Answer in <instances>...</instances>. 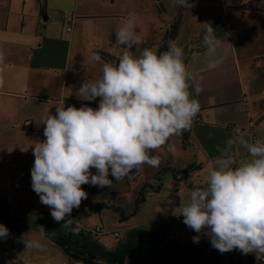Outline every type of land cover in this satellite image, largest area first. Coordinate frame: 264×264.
Returning <instances> with one entry per match:
<instances>
[{
  "label": "crops",
  "instance_id": "crops-1",
  "mask_svg": "<svg viewBox=\"0 0 264 264\" xmlns=\"http://www.w3.org/2000/svg\"><path fill=\"white\" fill-rule=\"evenodd\" d=\"M168 3L175 6L172 13L166 8ZM189 3L194 6L186 9L177 6L175 0H0V54L4 56L0 62V81H3L0 84V154L8 159L7 175L11 182L7 195L0 192V206L6 209L0 213V220L5 214L12 217L9 205L15 203V199L6 204L7 196L25 195L32 189L31 172L29 175L25 172L23 159L28 158L33 167V147L46 139L45 125L41 124L44 113L49 110L55 115V107L61 101L65 108H80L85 104L98 106V98L85 101L77 93L86 79H99L102 74L100 64L87 65L84 57L96 50L104 61L118 64L124 49L116 45L115 31L130 13L135 16L136 34L143 41L140 48L147 47L158 53L165 33L180 13L173 41L183 49L184 62L191 73L190 99L195 98L200 103V112L189 130L187 147L183 149L176 136L169 140L174 145L173 152L153 150L151 153L161 156L159 167H153L157 172L200 165V170L187 179L171 180L176 187L183 182L184 186H179L170 196L177 198L175 193L185 187L187 181L191 189L204 186L216 159L229 148V140L233 141L229 150L237 165L251 159L247 149L239 144L235 130L243 132L249 143L264 139V0H189ZM65 13L74 17L73 28L68 34L64 30ZM233 20L238 22L233 23ZM206 24H211L221 41L212 57L202 42ZM132 51H136L135 46ZM216 59L221 63L210 68V61ZM196 87L202 89L198 94L194 91ZM13 169L25 173L18 189L12 186ZM166 174L160 191L150 193L147 198L162 195ZM154 184L155 180L144 185ZM191 189L186 192L190 193ZM147 198L134 216L125 215L120 219V226L112 229L119 232V239L114 242L107 237L101 244L95 242L90 228L100 226L104 229L101 223L86 227L90 248H85L101 259L99 249L127 254L132 243L157 236L163 248L152 246L148 260L143 261L140 256L136 264H264L261 261L264 254H242L238 249L221 254L211 246L208 236L188 228L183 216L179 215L180 204L189 202L183 196L165 202L162 208L159 202L152 208L151 217L130 222L142 215ZM103 203L96 201L97 212H101ZM88 209L90 212L92 205ZM36 211L38 214L34 216L14 218L22 224L0 222L11 229L7 238L0 237V257L5 259L4 264H83L68 261L55 245L57 239L64 237H58L55 228H51L55 237L50 238L45 229L42 233V224L46 223L49 228V223L43 219H53L50 210L37 206ZM40 216L44 218L36 220ZM72 217L75 221L77 215L73 213ZM166 221L169 226L160 227ZM65 223L71 224L72 232L77 235L76 238L70 235L69 243L83 246L85 233L75 222L68 219ZM153 224L155 227L151 226ZM122 231L127 236L125 243ZM171 234L185 243L164 246L162 237ZM196 235H201L198 244L192 239Z\"/></svg>",
  "mask_w": 264,
  "mask_h": 264
},
{
  "label": "clouds",
  "instance_id": "clouds-1",
  "mask_svg": "<svg viewBox=\"0 0 264 264\" xmlns=\"http://www.w3.org/2000/svg\"><path fill=\"white\" fill-rule=\"evenodd\" d=\"M175 4L186 9L194 6L189 0H175ZM206 25L202 42L212 57L221 41L211 24ZM115 34L116 45L124 49L118 64L104 61L96 50L84 57L87 65L100 64L102 75L86 79L77 93L85 101L99 97L98 108L86 104L65 108L61 101L55 115L47 110L41 117L46 139L33 147L31 187L58 223L68 220L87 198L82 185L112 187L109 174L117 181L144 164L159 167L161 156L152 151L173 152L170 137L190 130L200 112L199 101L190 99L191 73L175 41L159 53L141 49L143 41L136 34L131 13ZM219 63V59L212 60L209 67ZM194 91L198 94L202 89ZM235 131L251 159L237 165L229 140V148L216 159L205 185L193 187L189 202L180 204L179 215L188 228L208 236L221 254L234 249L242 254H264V139L249 143L243 132ZM8 234L0 224V237ZM192 239L198 244L201 235Z\"/></svg>",
  "mask_w": 264,
  "mask_h": 264
},
{
  "label": "rangeland",
  "instance_id": "rangeland-1",
  "mask_svg": "<svg viewBox=\"0 0 264 264\" xmlns=\"http://www.w3.org/2000/svg\"><path fill=\"white\" fill-rule=\"evenodd\" d=\"M165 5L169 13H172V11L175 9L173 3L171 4L168 3ZM232 22L235 23L238 21L233 20ZM99 69L101 68H98V70ZM98 101H100L99 97H98ZM89 107H92L94 109L98 108V106H89ZM171 138L172 139L176 138V135L172 136ZM178 143L181 144V135L178 136ZM7 160H8L7 158H3L2 155L0 154V192L3 193L4 196L7 195L6 193L9 192L11 185L9 175H7L8 167H9ZM23 161L25 163V168H24L25 172H27L29 175L31 172L30 171L31 165H29V159L25 158L23 159ZM157 171L158 170H155V168L147 164H144L138 171L134 170L128 176H126L121 180L116 181L115 178L112 177L111 174H109V179L113 180L112 187L105 186L101 188L99 186H92L90 184L82 185V188L87 192L88 196L86 199L82 200L79 208L73 209L71 216L66 217V219L75 222L74 224H77V228H80L83 234L85 233L84 238H82L85 239L83 245L84 247L90 248V244H89L90 241L88 240V235L85 230L86 227L88 226L91 227L95 224L101 223L105 231L111 232L113 231L112 230L113 228L119 227L120 226L119 223H121L119 215L113 212L112 210L104 209V207L101 206V212L99 211L97 212L95 209L96 201L104 202L103 205H105L106 207L121 206L124 209V214L126 216H129L130 211L133 209V201L135 199V196L137 195L138 189L142 187L144 184H152L155 180V174L157 173ZM95 172H93V174H95ZM171 180H172V175L170 173H167L165 176V180L163 181L164 188L161 191L162 195L154 196L152 199H149L148 197L147 199L149 200L147 201V204L144 205V210L142 212V215H140V217L133 218L129 221L137 222L144 218L151 217L150 214L152 213V208H155V206L158 205L159 202H160L159 204L160 208H162L163 207L162 205L165 204V202L167 203V201L169 200H173V199L177 200V198H181L182 196L185 197L186 199H189L190 193L186 192V190L191 189L190 182L187 181L186 186L183 187L181 190H179L178 193H175L176 194L175 196H177V198H173L170 196V194L174 193V191H176V189L179 186H184V182L178 187H176L174 182H172ZM13 197L15 199V203L9 205V209L12 213V217L8 216V214L3 215L2 220H0L1 223L10 222L16 225L22 224L23 223L22 221H15V219L20 218L21 217L20 215H28V214H32L33 216L34 214L37 215L38 214L36 211L37 206L50 210L48 206L40 203L39 196L32 189L27 190L25 192V195L21 193L20 194L14 193ZM18 198H20L19 199L20 202L17 201ZM0 199L2 198L0 197ZM2 201L4 202V200ZM29 202H32L33 204H29ZM89 205H92V210L90 212L88 209ZM5 210L6 209L1 205L0 213L5 212ZM73 213L77 215L75 221H74V217H72ZM40 217L41 218L36 217V220L44 218L42 216ZM43 220L49 223L48 227L50 229L46 228L47 227L45 226L47 225L46 223L42 224V227L46 230L50 238L55 237L56 235L53 233V231H51L52 227L55 228L54 231H57L58 237L64 235L62 239L66 240L68 243H69L68 238L71 237L70 235H73V237L75 238L77 237V235L76 234L74 235V232H72L73 226H71V224L65 223L67 220L61 221L59 223L56 222L54 219L52 220L43 219ZM169 224L170 223L166 221L161 223L160 227L165 228L168 227ZM151 226L155 227L154 224ZM92 228L93 227H91L90 230ZM121 233H122L121 234L122 242L125 243V240L127 239L126 233H124V231H122ZM107 238L111 242H114V240L110 239L109 237ZM154 238H156V240H153ZM158 239L159 238L157 236L156 237L148 236L145 237L143 241L132 243L128 252H126L127 254H125L126 264H136L137 261L140 260V256L143 257V261L148 260V254H150L152 250L151 248L152 246H156V247L158 246L157 248H163L159 245ZM29 242H31V240H29L28 243ZM4 260H5L4 258L0 257V264H4L5 263Z\"/></svg>",
  "mask_w": 264,
  "mask_h": 264
},
{
  "label": "trees",
  "instance_id": "trees-1",
  "mask_svg": "<svg viewBox=\"0 0 264 264\" xmlns=\"http://www.w3.org/2000/svg\"><path fill=\"white\" fill-rule=\"evenodd\" d=\"M179 17L180 13H178V16L173 21V23L169 26L167 32L165 33L163 39H162V46L160 52L166 51L168 48L169 41H173L177 29H178V23H179ZM188 137H189V130L184 131L181 134V145L182 148L185 149L187 147L188 143ZM200 170V165H188L185 168L181 170H169V169H162L161 171L157 172L155 174V184L153 185H143L138 189L137 195L133 201V209L130 211L129 216H134L139 207L146 201L147 196L150 193H157L162 188V180L163 176L166 173H170L172 175V179L175 181H181L188 178V176L192 173H195ZM102 207L107 210H112L113 212L117 213L120 217V219H124V209L121 206L117 207H106L102 204ZM9 232L11 231L10 227L5 226ZM69 240V239H68ZM55 245L58 246L64 255L67 257L68 261H76L81 262L83 264H125V253L124 252H107V251H101L99 249V253L101 255V259L92 254L89 250H87L82 245H73L68 243L66 240L63 239H57L55 241ZM93 246L95 243H93Z\"/></svg>",
  "mask_w": 264,
  "mask_h": 264
},
{
  "label": "built area",
  "instance_id": "built-area-1",
  "mask_svg": "<svg viewBox=\"0 0 264 264\" xmlns=\"http://www.w3.org/2000/svg\"><path fill=\"white\" fill-rule=\"evenodd\" d=\"M73 25H74V17H73V15L65 13V16H64V30H65V32L67 34L71 32V30L73 28ZM24 176H25L24 171H22L20 169H13L12 170V181H13L12 186H13L14 189H18L20 187L22 181L24 180ZM13 201H14V198L12 196H7L5 198V203L6 204H11ZM90 232L93 234L94 240L98 244L102 243V239L104 237H109L110 239H112L114 241L119 239V232L118 231L108 232V231H105L100 226L93 227L90 230ZM161 242H162V244L164 246L182 245V244L185 243L184 240L180 239L178 236L173 235V234L162 237ZM261 261L264 262V259L261 258Z\"/></svg>",
  "mask_w": 264,
  "mask_h": 264
}]
</instances>
